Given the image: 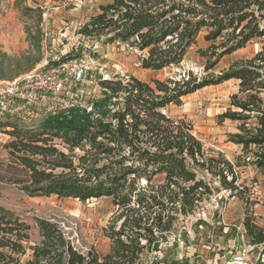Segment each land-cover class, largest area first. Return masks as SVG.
Returning a JSON list of instances; mask_svg holds the SVG:
<instances>
[{"label":"trees","instance_id":"16d2710c","mask_svg":"<svg viewBox=\"0 0 264 264\" xmlns=\"http://www.w3.org/2000/svg\"><path fill=\"white\" fill-rule=\"evenodd\" d=\"M15 8L32 21L25 23L30 50L9 55L0 49V83L43 61V8L24 0ZM202 32L209 43L198 51L206 59L204 76L189 71L154 86L133 75L102 81L104 97L95 103L101 118L72 107L32 126L0 121L12 138L4 145L12 177L0 175L1 181L31 197L110 198L114 206L104 230L110 249L102 255L78 250L59 225L43 218L37 219L41 240L30 245V225L0 206V264H160L161 249L174 245L179 227L184 239L186 221L211 201L217 185L244 203L247 240L262 246L264 255V224L254 212L259 201L239 183L243 166L264 174V0H109L78 34L104 44L130 43L142 53L143 69L160 71L180 66ZM253 40L261 44L253 56L215 72L223 57ZM75 58L71 51L50 65ZM233 79L239 90L218 115L236 124L228 141L243 154L231 160L207 150L192 122L168 110L187 95Z\"/></svg>","mask_w":264,"mask_h":264},{"label":"rangeland","instance_id":"374dc122","mask_svg":"<svg viewBox=\"0 0 264 264\" xmlns=\"http://www.w3.org/2000/svg\"><path fill=\"white\" fill-rule=\"evenodd\" d=\"M15 2L16 0H0V35L9 32V43L12 42L10 46L4 43L0 44V49L9 55H21L30 50V45L26 39L25 23L27 21L32 23V21L23 18L22 14L15 8ZM108 2L109 0H24V5L30 7L39 5L44 10L42 27L43 30L47 31L48 37L44 44L42 60L47 57L54 62L62 55L72 51L74 55L80 58L87 56L95 61L91 67L93 69L92 75L96 79L99 78L97 66L106 64L112 76L116 72L118 75H133L152 86H154L153 81L155 80L166 81L189 71L199 77L206 75V59L201 57L198 52L199 49L209 47V43L204 40V32L200 34L197 44L191 48L180 66L168 67L160 71L143 69L141 67L142 53L130 43L104 44L101 40L91 41L82 38L78 34L79 28L92 15L99 12L101 5ZM257 47H261L260 42L253 40L245 48L226 55L216 65L215 72L219 73L228 68L236 60L253 56ZM238 85L237 80H230L220 85L205 87L185 96L182 105H170L168 110L170 116L187 118L192 122L196 136L203 142L207 150L221 151L231 160L243 154L239 146L228 141V135L237 131L236 124L230 120L219 121L218 115L230 107V97L238 92ZM87 88L91 89V85L83 87L89 92L90 90ZM93 96L96 103L104 97V94L97 90ZM81 97L85 101L87 94L84 93ZM98 112L101 111L98 110ZM48 116L50 114L45 116L43 113H38V116L32 115L25 119H18L9 115H0V121L20 122L32 126L40 123ZM11 139L6 130H0V175L4 178L12 177L8 167L11 157L4 147ZM59 148L62 149V146ZM239 173V183L247 185L250 200L255 201L257 199L259 204L264 207V199L261 203L257 196L259 190L264 194L262 178L264 174H261L252 164L241 167ZM215 189V195L211 201L188 218L185 223L187 231L192 228L197 229L196 226H205L203 223L205 221L204 211L208 207H227V204L233 200L229 197L230 191L222 189L219 185ZM236 199L244 207V203L238 198ZM0 206L14 211L30 225V245H35L41 240L37 219L43 218L59 225L72 240L74 246L82 252L93 249L102 255L110 249L111 242L104 231L114 213V206L110 198L82 202L73 198L60 199L54 195L31 197L14 184L0 180ZM260 221L264 224V221L261 219ZM180 229L179 227L178 235ZM166 250L164 248V251ZM150 256L152 257V255Z\"/></svg>","mask_w":264,"mask_h":264},{"label":"built area","instance_id":"2783aa9c","mask_svg":"<svg viewBox=\"0 0 264 264\" xmlns=\"http://www.w3.org/2000/svg\"><path fill=\"white\" fill-rule=\"evenodd\" d=\"M43 31L44 48L48 33ZM258 49L259 47L256 51ZM50 62L51 59L46 57L33 70L13 81L0 83V115L25 119L27 116H38V113L45 116L54 115L61 110L81 107L90 113L92 118H101L93 95L97 90L103 94L102 81L126 76L118 75V72L112 76L108 65L102 64L96 68L99 78H94L91 65L95 61L87 56L71 59L57 66H51ZM85 85H91V89L87 88L89 92L83 89ZM84 93L87 94L85 101L81 97ZM162 112L166 114L167 109Z\"/></svg>","mask_w":264,"mask_h":264},{"label":"crops","instance_id":"0c3cea01","mask_svg":"<svg viewBox=\"0 0 264 264\" xmlns=\"http://www.w3.org/2000/svg\"><path fill=\"white\" fill-rule=\"evenodd\" d=\"M9 37V32L1 34L0 44L10 46ZM262 178L264 181V175ZM257 196L262 203L261 190L257 191ZM254 212L264 221L263 205L258 203ZM244 215L245 208L236 198L227 207H208L204 211L205 226L186 230L184 239L179 234L174 245L163 247L159 254L160 264H257L259 259L264 264L262 246H253L247 240ZM258 223L263 225L261 221Z\"/></svg>","mask_w":264,"mask_h":264}]
</instances>
